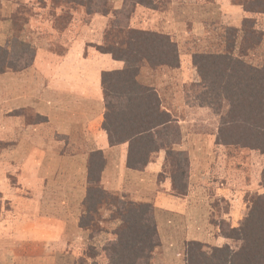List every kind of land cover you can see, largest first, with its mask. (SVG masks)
<instances>
[{
	"label": "trees",
	"instance_id": "16d2710c",
	"mask_svg": "<svg viewBox=\"0 0 264 264\" xmlns=\"http://www.w3.org/2000/svg\"><path fill=\"white\" fill-rule=\"evenodd\" d=\"M86 1L91 5L86 11L89 20L96 14L108 18L104 41L96 44V49L125 63L121 69L102 72L103 129L109 144L126 143L127 165L136 170H144L164 151L159 182L167 181L168 193L183 198L190 189L191 161L185 150L175 147L182 143V131L176 116L163 105L160 89L142 80L146 67L155 71L162 67H181L179 42L169 32L132 25L131 17L137 6L157 10L156 0H124L119 8H115L110 0ZM239 5L244 13L241 25L226 27L225 46L217 52L193 53L192 61L200 76L196 86H202L198 99L204 102L197 105L214 109L220 118L216 125L217 149L238 146L259 151L264 156V57L262 62L249 60L257 48L263 47L264 25L260 19H264V0H242ZM13 36L18 43L31 45L18 32ZM8 42L5 47L0 46V74L28 69L30 63L18 65L10 58ZM186 86L185 83L183 91L188 105L192 96ZM224 154L218 152L219 162L228 161L220 159ZM105 167L106 155L102 151H93L88 159L87 188L79 227L92 229L104 210L110 211V216L104 218L106 222L119 220L120 223L113 231L115 238L109 239L101 250L93 246V253L89 249L88 257L95 262L103 254L108 264H155V252L162 243L156 205L104 187ZM249 208L236 224L225 218L216 222V233L225 239L224 244L212 245L196 239L186 241L185 264H264V194L252 201ZM94 236L96 234L88 239L92 240ZM77 253L63 255L62 264H69L71 259L75 260L74 264H79L82 260H77L80 257Z\"/></svg>",
	"mask_w": 264,
	"mask_h": 264
},
{
	"label": "rangeland",
	"instance_id": "374dc122",
	"mask_svg": "<svg viewBox=\"0 0 264 264\" xmlns=\"http://www.w3.org/2000/svg\"><path fill=\"white\" fill-rule=\"evenodd\" d=\"M241 1L222 0V4H220L219 0H156L158 9L154 11H169L170 13L158 17L148 13H139V19L135 21V23L146 21L143 25L147 28L158 27L160 30L176 36L180 45L181 56L186 61L188 60L187 56L190 58L191 55L192 62V64H186L182 70L162 67L156 71L152 69V71H146V68H144L142 72L143 82L148 84L155 82L160 85L163 92H161L163 105L176 116L183 136L188 132L191 134V136L186 134L182 143L175 146L178 149L185 150L191 161V190L189 189L190 193L187 199L181 198L180 200L179 198L167 196L170 193L165 191V184L157 182L159 181L158 175L161 169L157 175L156 169L159 166L156 167L155 164L154 166H148V171L144 177L145 187L139 186V182L136 181L138 179L135 181L133 179L128 180L130 182L126 180L129 188L123 192L128 195V198L137 200L138 197L152 201L159 195H166L164 197H166L165 201L168 204L157 206L156 211L162 243L155 252V264H185L184 247L188 240H201L212 245L224 244L225 239L219 237L216 233V222L221 218H225L231 224H236L238 218H243L249 212L250 203L255 202L264 194V185H261V183H264V176H262L264 174V156L259 151L241 149L238 146L217 149L215 146L217 139L216 125L220 118L214 109L197 105L204 102L198 99V96L201 95L202 86H196L199 84L197 82L200 81V76L192 61L193 53L195 51L217 52L225 46L226 27L228 25L240 26L242 20L237 19L235 14L231 15L230 12H224L220 8H225V5L241 6L239 5ZM86 2V0H75L74 2L31 0V5L25 4L19 8V12L12 21L14 20L15 27L21 32L19 34H26L30 37L27 41H30L31 45L18 43L19 41L13 36L15 31H10L9 42L7 41L10 44L7 48L10 58L15 60L18 65L25 62L30 63L28 69L31 68L30 73L33 74L31 77L33 82L31 86L23 88L24 93L29 92V90H36L39 87L51 89L53 86L52 84L48 87L51 80L48 79L44 71L38 70L40 62L36 65V46L32 44L31 39L46 41L47 45H43L42 51L47 49L49 52L59 54L64 53L66 49L64 46L69 45V39H73V36L78 35L77 32H83L81 30H85L82 36H86V40L91 41V45L94 47L104 41L103 34L108 18L106 21L104 20V23L106 22L104 27L102 26L103 19L100 22L96 21L91 24V19L89 20L86 12L91 5ZM123 2L124 0H116V2L110 0L115 8L122 6ZM139 7L141 6L138 5L137 8ZM34 8H36V11L33 10ZM36 13H40V16H37ZM140 17H143V19ZM73 18L76 21L67 33L69 39H65L63 38L65 35L63 31L72 23ZM238 18H240L239 15ZM260 23L264 25V19H260ZM51 25H54L57 30L54 34L50 29ZM102 27L104 28L103 31ZM61 33L63 36H61ZM101 36L102 39L100 40ZM7 42L0 46L5 47ZM262 46L254 51V55H250L249 60L253 62L263 61L264 43ZM182 73L187 78V81H185L187 90L190 92L188 94L190 97L192 96L191 100L188 101V105L184 98V107L180 104L181 93H183V97L186 95L182 91L184 88L182 84H185V81L182 80ZM22 111L19 109L16 113L20 114ZM23 116L32 121L46 119L45 116L33 115V113L31 114L26 110L23 111ZM6 145V143H0V151ZM221 151L225 154L220 159L226 158V160L228 159L227 162L222 160L219 162L218 152L220 155ZM161 152L164 155V158L160 159L162 165L165 160V152ZM158 159L159 155L151 163H156ZM96 160L98 161V158ZM11 172V169L6 170L4 174L0 171V186L7 189V192L14 185L21 186L17 177L7 175ZM40 183L45 186L43 179L40 180ZM223 183L226 186L224 189H222ZM23 194L29 195L30 193L23 191ZM1 195L0 193V221H3L4 213L17 216L12 212L15 210L10 200H3ZM54 196L49 200H45L43 205L46 206L47 211L48 208L52 210V213L58 214L61 212L64 215L66 212L68 214L66 239L63 241H46V244L43 241L30 240V242H26L25 239L20 241L23 245L19 242L13 243L11 239L7 242L5 239L9 235L8 230L0 222V264L3 263V260H6L5 263L10 261L11 264H20V262H26V260L29 261V264H62L61 257L63 255L77 251V254H80L77 260H82L78 262L79 264H96V262L97 264H108V259L103 254L96 258L94 262L93 259L88 257L87 253L89 249L93 253L91 250L93 246L97 250H101L109 239L115 238L113 231L120 221L106 222L104 218L110 216V211L104 210V213H101L102 217L93 224L92 229L79 228L76 213H78L79 206H82V204H50L51 201H56ZM236 200H238V204H235ZM60 206L61 209H59ZM227 211L229 212L227 213ZM19 219L21 220V218ZM20 220L17 219V222H20ZM95 234L96 236L92 240L88 239L90 235ZM13 252H16V254H13ZM14 256L15 258H13ZM74 261V259H71L69 264H74ZM75 264L77 263L75 262Z\"/></svg>",
	"mask_w": 264,
	"mask_h": 264
},
{
	"label": "crops",
	"instance_id": "0c3cea01",
	"mask_svg": "<svg viewBox=\"0 0 264 264\" xmlns=\"http://www.w3.org/2000/svg\"><path fill=\"white\" fill-rule=\"evenodd\" d=\"M30 1L0 0V45H4L9 40L10 31L15 30L21 33L16 27L13 28L14 20L12 19L16 17L22 5H31ZM219 3L222 4V0H219ZM220 9L227 13L230 12L231 15L235 14L240 20L244 16L241 6L225 5V8ZM33 10L36 11V8ZM139 13H148L158 17L170 12H157L141 6L131 17L134 27L160 30L158 27L147 28L143 25L146 21L135 23L139 19ZM36 15L40 16V13ZM140 18L143 19V17ZM101 19H103L102 26L104 27L106 16L96 14L91 18L90 23L100 22ZM75 21L73 18L72 23L64 29L63 38L69 39L67 33L72 29ZM50 29L53 34L57 31L54 25H51ZM83 32H77L78 35L76 33L73 39H69V45L64 46L66 49L62 54L52 53L47 49L42 51L43 45H47L46 41L31 39L32 44L36 46V65L40 62L38 66L41 69L37 68L44 71L51 80L48 85L49 87L53 84L51 89L39 87L40 89L23 92V88L31 86L33 82L31 68L18 73L0 74V143L7 144L0 151V171L4 174L6 170L11 169V173L16 174L7 175L17 177L21 184L19 187L16 185L10 187L11 190L8 192L0 186L3 200H10L15 210L12 212L17 214V216H10L4 213L3 221H0L8 230L9 235L5 239L7 242L11 239L13 243L22 244L20 241L25 239L26 242L33 240L43 241L46 244V241L66 239L68 214L66 212L64 215L61 212L52 213V210L48 208L47 211L43 204L45 200L51 199L54 195H56L54 196L56 201L53 200L54 202L51 201L50 204H82L87 188L88 158L93 151H102L106 155L102 184L115 192L128 190L127 185L130 182L128 180L131 179L134 181L138 179L136 181L139 182V186L145 187L144 177L148 166H154V164L156 167L159 166L156 169L157 175L162 169L160 159L164 158L163 152H160L156 163H150L144 171H139L127 165L128 145L126 143L114 146L109 144L107 132L103 129L105 104L102 72L121 69L125 63L114 59L109 53L98 51L91 45V41L86 40V36H82ZM63 34L61 33V36ZM22 36L30 39L26 34ZM100 40L98 41L101 42ZM187 58L188 60L185 61L181 56V68L175 70H182L186 64H192L191 55ZM149 70L151 69L146 67V71ZM182 76V80L185 81L187 78L184 73ZM152 85L161 91L159 84L152 82ZM180 104L184 107L183 93H181ZM19 109L29 111L33 115L45 116L46 119L29 120L23 116V111L21 115L16 113ZM186 134L191 136L189 132ZM186 134L183 136L184 139ZM41 179L45 182V186L41 185ZM161 184H165L167 192L169 183L166 181ZM190 190L182 199L188 198ZM23 191L30 194L24 195ZM168 195L181 200L180 197ZM132 196L134 197V194ZM164 196L166 195H159L152 200L156 205V211L157 206L168 204ZM136 199L151 201L138 197ZM235 204H238V200ZM79 207L76 213L78 221L82 213L81 205ZM15 217L18 220L21 218L20 222H17ZM158 226L160 230L159 221ZM5 262L6 260H3L2 264H11L10 261ZM20 264H29V261L26 260Z\"/></svg>",
	"mask_w": 264,
	"mask_h": 264
}]
</instances>
